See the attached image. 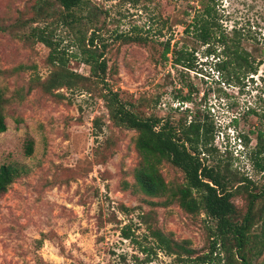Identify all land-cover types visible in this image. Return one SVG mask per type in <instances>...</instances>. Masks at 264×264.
Wrapping results in <instances>:
<instances>
[{"label": "rangeland", "instance_id": "1", "mask_svg": "<svg viewBox=\"0 0 264 264\" xmlns=\"http://www.w3.org/2000/svg\"><path fill=\"white\" fill-rule=\"evenodd\" d=\"M90 2L98 7L90 27L99 31V47L105 45L107 85L126 107L174 125L211 124L219 153L207 164L221 161L230 175L262 183L243 148L251 152L260 142L257 134L264 135V0ZM205 5L216 11L219 31L236 38L254 74H241L238 81L227 76L216 66L224 59L222 47L197 40L190 24ZM38 9L48 15L46 22L37 19ZM59 11L54 0H0L6 123L0 166L20 170L0 195V264H179L156 249L140 223L142 213L173 240L206 252L213 225L203 212L188 214L175 201L151 206L148 202L156 200L133 189L137 134L111 123L101 86L79 60L73 31L54 20ZM45 23H53L51 37L64 51L66 68L82 76L69 89H48L49 50L31 34ZM167 44L170 51L192 55L191 70L174 66L171 53L163 57ZM161 172L171 186L183 185V175L169 164ZM233 201L246 207L244 194ZM124 227L129 239L121 236ZM258 262L264 264V252Z\"/></svg>", "mask_w": 264, "mask_h": 264}, {"label": "trees", "instance_id": "2", "mask_svg": "<svg viewBox=\"0 0 264 264\" xmlns=\"http://www.w3.org/2000/svg\"><path fill=\"white\" fill-rule=\"evenodd\" d=\"M54 1L60 9L54 20L73 31L79 60L90 68L94 84L101 86V98L111 123L137 134L134 147L139 162L131 172L135 192L156 200L148 202L151 206L175 201L188 214L203 212L213 225L210 228L208 249L199 254L188 247V241L177 242L155 228L149 213H142L139 216L140 223L149 232L156 249L166 256H174L179 264H261L258 260L264 252V146L261 144L264 135L257 134L256 138L260 142L256 143L251 152L247 153L243 148L244 157L248 158L254 174L262 179V183L256 184L247 177L237 178L230 175L228 164L223 166L221 161L215 165L207 164L208 157L219 153L213 146L215 134L212 125L197 120L174 125L169 120L140 116L127 108L119 93L107 85L108 67L103 57L105 45L102 49L99 47L98 30L90 27L99 14L98 7L90 0ZM35 13L39 21L46 22L48 19L42 9ZM49 24L34 28L31 34L49 50L47 63L53 68V73L47 85L48 89H69L72 81L81 80L82 76L66 68V56L52 39ZM186 26L188 29L189 25ZM190 26L202 44L210 46L213 42L222 47L224 59H218L216 66L225 71L227 76L238 81L241 74L256 72L253 62L246 53H241L238 43H235L236 38L231 39L219 31L213 7L205 5L199 14L194 15ZM89 31L90 34L87 35ZM169 53L174 66L191 70V54L183 49L170 51L167 44L163 57L166 58ZM4 100L0 92V134L6 130ZM31 153V143H28L26 154ZM163 164H169L183 175V185L171 186L165 181L161 172ZM19 176L20 170L17 167L1 165L0 195ZM242 194L246 197L244 209L238 208L233 201ZM123 210L127 209L123 207ZM121 236L129 239L130 229L124 227Z\"/></svg>", "mask_w": 264, "mask_h": 264}]
</instances>
